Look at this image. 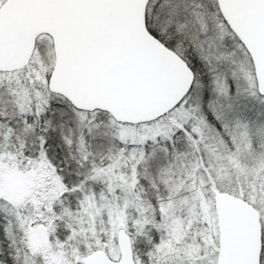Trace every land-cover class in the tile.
<instances>
[{"label":"snow or ice","instance_id":"snow-or-ice-1","mask_svg":"<svg viewBox=\"0 0 264 264\" xmlns=\"http://www.w3.org/2000/svg\"><path fill=\"white\" fill-rule=\"evenodd\" d=\"M0 264H264V0H0Z\"/></svg>","mask_w":264,"mask_h":264}]
</instances>
